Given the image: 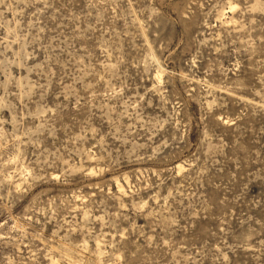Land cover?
Segmentation results:
<instances>
[{
    "label": "rangeland",
    "instance_id": "rangeland-1",
    "mask_svg": "<svg viewBox=\"0 0 264 264\" xmlns=\"http://www.w3.org/2000/svg\"><path fill=\"white\" fill-rule=\"evenodd\" d=\"M0 264H264V0H0Z\"/></svg>",
    "mask_w": 264,
    "mask_h": 264
}]
</instances>
